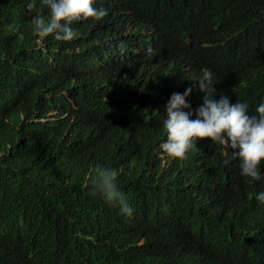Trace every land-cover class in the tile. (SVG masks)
<instances>
[{
	"label": "trees",
	"instance_id": "1",
	"mask_svg": "<svg viewBox=\"0 0 264 264\" xmlns=\"http://www.w3.org/2000/svg\"><path fill=\"white\" fill-rule=\"evenodd\" d=\"M124 1L96 0L107 15L74 22L77 36L61 42L34 32L43 0H0V264H203L201 249L220 264H262L264 164L257 182L238 160L225 165L226 146L162 152L161 109L135 101L177 80L150 67L155 52L120 19L168 4L167 21L200 46L243 53L258 100L264 0ZM96 168L117 171L131 216L94 194Z\"/></svg>",
	"mask_w": 264,
	"mask_h": 264
},
{
	"label": "clouds",
	"instance_id": "2",
	"mask_svg": "<svg viewBox=\"0 0 264 264\" xmlns=\"http://www.w3.org/2000/svg\"><path fill=\"white\" fill-rule=\"evenodd\" d=\"M126 9L124 0H117ZM96 0H43L48 15L38 14L31 21L40 38L54 36L56 41L69 42L76 36L73 23L81 20H100L107 15L104 8L94 6ZM166 14L144 8L139 16L127 14L120 24L134 43L155 52L157 71H167L177 81L149 92L151 98L135 101L145 109L153 104L161 109L159 130H165L167 139L160 145L164 154L173 159H185L193 148L217 144L230 148L231 156L224 160H238L242 175L257 182L262 180L260 167L264 164V97L252 100L256 90L249 80V63L238 49H231L224 41L200 46L194 36L182 25L167 21ZM29 10L35 7L29 4ZM169 11L176 18L171 4ZM177 21L182 22L183 19ZM197 26V23L186 24ZM202 44V42H201ZM232 52L235 56H233ZM240 61L245 67L240 66ZM144 93V92H143ZM142 93V96H143ZM160 105V106H159ZM195 112L196 119H192ZM152 110V109H151ZM189 110V111H186ZM92 187L109 202H118L121 213L131 216L133 209L117 187L115 170L96 168ZM255 199L264 203V192ZM203 264H220L206 257L201 249ZM264 260V259H263ZM264 264V262L262 263Z\"/></svg>",
	"mask_w": 264,
	"mask_h": 264
}]
</instances>
